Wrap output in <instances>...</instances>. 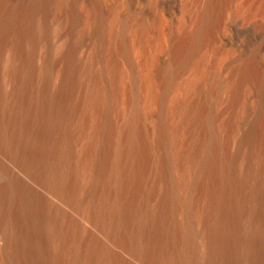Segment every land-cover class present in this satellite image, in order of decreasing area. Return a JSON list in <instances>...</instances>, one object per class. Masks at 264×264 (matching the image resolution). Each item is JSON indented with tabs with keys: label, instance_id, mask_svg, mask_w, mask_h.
<instances>
[{
	"label": "bare ground",
	"instance_id": "bare-ground-1",
	"mask_svg": "<svg viewBox=\"0 0 264 264\" xmlns=\"http://www.w3.org/2000/svg\"><path fill=\"white\" fill-rule=\"evenodd\" d=\"M0 264H264V0H0Z\"/></svg>",
	"mask_w": 264,
	"mask_h": 264
}]
</instances>
